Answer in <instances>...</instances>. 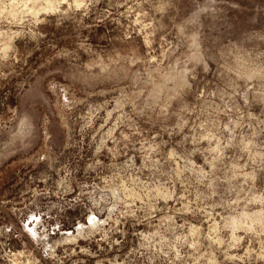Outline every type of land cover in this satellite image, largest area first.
I'll list each match as a JSON object with an SVG mask.
<instances>
[{"label":"rangeland","instance_id":"374dc122","mask_svg":"<svg viewBox=\"0 0 264 264\" xmlns=\"http://www.w3.org/2000/svg\"><path fill=\"white\" fill-rule=\"evenodd\" d=\"M0 264H264V0H0Z\"/></svg>","mask_w":264,"mask_h":264},{"label":"bare ground","instance_id":"6f19581e","mask_svg":"<svg viewBox=\"0 0 264 264\" xmlns=\"http://www.w3.org/2000/svg\"><path fill=\"white\" fill-rule=\"evenodd\" d=\"M43 1L45 2L47 7H51L55 0H43ZM88 222H89L88 226L79 224L78 227H77L75 235H73V234L63 235L62 236V241L65 242V243L74 242V241H76L77 238L82 237L85 232H93V231L97 230V228L101 224V223H99L98 220H95V219H92V218H89ZM39 240L44 245V247L46 249L49 248L50 246H52V244L49 243L44 237L40 238Z\"/></svg>","mask_w":264,"mask_h":264}]
</instances>
